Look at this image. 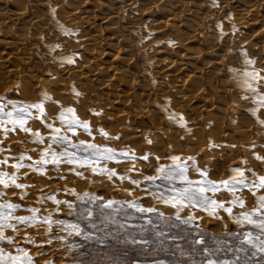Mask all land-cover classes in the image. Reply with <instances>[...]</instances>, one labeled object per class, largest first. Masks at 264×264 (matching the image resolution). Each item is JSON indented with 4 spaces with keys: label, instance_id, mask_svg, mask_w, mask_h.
I'll use <instances>...</instances> for the list:
<instances>
[{
    "label": "rangeland",
    "instance_id": "obj_1",
    "mask_svg": "<svg viewBox=\"0 0 264 264\" xmlns=\"http://www.w3.org/2000/svg\"><path fill=\"white\" fill-rule=\"evenodd\" d=\"M32 4L29 5L31 6V11L41 12L43 14L47 7L44 14L45 16L43 15V17H46L44 18L45 21L43 20L45 22L43 25L47 27H44L46 37L50 34H54L56 36L50 35L48 38H58L57 36H60L59 38L61 41L66 39V44L70 42L72 45L70 47V44L66 45L64 41L63 44L65 45H62V47L50 40V42H38L39 45L35 43L30 46L34 56L36 55L35 59L38 62H40L39 59H41V63L43 61L45 62L43 64H46V66L42 65L39 67L40 72H38V78H41L39 80L23 78L24 81H26L24 82L13 76L6 77L0 72V103L7 105L6 111L12 110V103L18 106L43 103L45 122L47 124H53V126L57 128L61 126L58 119L60 112H66L68 108L73 107L75 110V118L80 121L88 122L91 135L80 127L77 129L74 136L72 133H68L71 137V143L79 144V141L83 140L95 143L101 148H110L114 150L116 153L115 158L112 160L101 159L98 163L94 161L93 166L98 169H115L116 175L109 179L107 175H102L99 171L94 173L91 166L83 164L74 166L64 162L60 163L58 166H54L51 161V154L48 156L49 163L45 165L42 171L29 168L28 165L40 159V153L51 143L49 138L53 135L51 130L45 126V123L41 122L39 118L40 113L37 109H29L33 118L28 119L27 127L31 128L33 131H39L40 135L44 138L42 143H33L32 141L35 140V137L32 136L31 133L23 132L18 127L13 131L11 130L12 126L8 124L6 127L9 131L5 132L4 126H0V148L5 149V151L0 152V159L9 157L8 163L0 166V171L7 172L10 176L15 175L18 177L17 183L27 185V187L23 189L16 188L10 182L8 187L0 185V204H19L20 207L14 210V215L17 216L30 215L31 213L26 211V209H37V224L29 225L28 227L20 225L18 231L15 233L11 230H7L6 234L14 237L13 244H18L24 249L33 258L34 264H172L163 259H150V256L156 254L153 249H151L150 245L153 247H164L174 245L173 242L182 241L185 242L186 248L189 250L187 253L183 254L185 259H183L182 262L189 261L198 264V261L195 260L198 254L194 251L189 236L196 235L197 241L202 240L209 242V246L210 244H216L215 246L211 245L209 249L218 250L215 239L211 238L210 235L224 233L233 228L234 233L232 238L227 242V250L231 251L235 256V260L222 258L220 261H217L212 257L209 259L216 260L218 264H223L224 261H228L230 264L231 262L237 264L236 260H240V257L244 255L246 251H252L256 258L264 256V251L260 250L259 241L254 239L253 243L250 244L245 239L247 234H251L253 238L259 235L260 230L254 225L246 221L237 223L222 209L217 210L216 217H213L209 212H205L203 209L184 207L179 212L180 218L177 219L176 209L173 208L171 204L166 205L162 200L157 198L163 194L166 199H171L172 193L170 189L173 185L166 180L157 179L156 185H159V187L153 186L148 188L149 182L145 181V177L158 175L157 167L159 164L164 166L180 164L182 167L187 165V175L189 179L192 181L200 180V172L191 168L193 160H190V157L194 158V163L198 169L206 172L207 179L215 182L231 180L233 178H236L238 181L240 175L236 169H239L240 172L243 173L248 183H251L253 179V172H255L257 176L264 175V160H258L256 158L257 155L264 157V104L260 102V98L264 96V71L260 68L263 59H260L262 56L259 52H255L258 54L256 56L253 52L251 53L246 48L242 47V39L237 36L238 34L235 29L236 22L229 16L230 12L224 9L220 15H217L218 17L212 18L213 20H209L208 18L210 16L208 17L207 15V17L205 16L204 23L207 26L205 27L206 31L208 30V34H213L217 42H224V45H222L224 49L221 52V57L224 62L226 61V65L223 66L225 68H220V81H218V84L223 81V83H221L223 86H221L225 89L223 88V92L220 95V103L225 106L229 101L232 102V99L236 98L234 100H238L239 102H237L238 104L240 103L239 106H241V108H238L237 113L230 114L229 116L225 115L223 117V119L227 121H225L227 124H217L214 122V119H211V116H209H214L215 114L213 112L205 111L209 115L203 113L198 117L193 113L186 112L183 107L178 108L175 106L173 102H171L172 100L176 101L173 95L161 94L157 88L155 89V85L156 87L159 85L158 80L152 72L154 71L153 68L155 64L152 56L153 53L150 52L149 49L161 46L165 49L173 48L172 50H174L175 47L174 39L170 38L172 36L165 37V39L155 37V34L147 27V23L152 17L146 16L141 22L144 26L142 24L139 25L134 36L137 37L136 40L139 41V44L151 40L149 42V49L148 47H143L145 50L143 48L137 49V51L135 50L130 57L132 60V62L131 60L130 62L139 68L136 70L137 68H135V65L131 66L132 70L136 71V79L138 81L140 80L139 82L141 84H145L144 86L146 88H148V86L151 87L150 89H152L153 86L154 88L151 91L149 89L147 96H143L142 98L144 104L148 108L145 107L148 112L146 115L147 117L144 115L143 118H140L141 122L137 121V125L131 118L128 121L130 116H125L123 119L119 116L122 110L128 109L125 104L126 102L123 100L127 95L126 90L128 84H125V82L122 84L121 82L120 85V82H116L115 87H113V84L112 89L110 87L109 89L103 88V90H97V83L109 78L108 75L110 72L106 69L107 72L105 70H103L104 73L101 71L102 76L100 75V77L94 81L85 82L82 86L73 85V83L77 81L76 77L69 79L68 82L65 81L63 84L59 81V84L62 85H58V83L56 85V82L49 83V81H52L49 79H52V76L56 73L67 67H73L75 64H81L83 59H81L82 57L80 55L82 54V56L86 57L89 52L85 53V50L81 49L79 42H76L77 40H81L82 34L80 31L75 28L71 29L70 26L66 24L65 26L62 25L63 22L59 20L58 12V14L55 12L53 13L51 8L46 5ZM204 4L206 13L210 10L212 13L220 9L219 3L216 2V0H205ZM213 7L215 8L214 11ZM37 9L38 11H36ZM129 13L132 14V11L130 10ZM61 22L62 24H60ZM249 29L250 30L247 31L248 34L255 28L250 27ZM66 32L68 34H66ZM184 33L187 32L184 31ZM235 33L237 34L236 36ZM140 35L142 37H138ZM77 37L80 38L78 39ZM167 38L170 39L167 40ZM240 39L241 41H239ZM160 40L165 42L162 44ZM229 41L232 43L230 44ZM74 42L77 44L75 45ZM256 43L261 48V43ZM198 46V44L193 43V45L189 47H191L190 49H195ZM228 46L233 48L229 50L230 48ZM226 49H228V52L231 51L229 52L230 56H226L228 54ZM262 49L264 48L262 47ZM33 50L37 54H35ZM225 52L226 54H224ZM37 56H39V58ZM69 57L74 61L71 64L67 62ZM203 59L204 60H199L200 63L196 62L193 65L199 68L203 65L201 62L203 63V61H205V58ZM207 59L208 58H206V60ZM249 61H251V63H249ZM12 62L15 64L11 63V67L19 65V60ZM41 63L39 64L41 65ZM148 67L152 70L150 68L148 69ZM54 71L57 72L54 73ZM253 76L256 78L253 79ZM205 78L203 79L204 81L208 80ZM73 79H75V81ZM184 79L185 76H181L172 84L182 83ZM69 81L73 83H69ZM45 82L47 84H45ZM156 82L157 84H155ZM169 83L170 82H165L163 85ZM43 85L47 88H44ZM188 85L189 88L195 87L193 82H188ZM215 85L218 86L217 81ZM249 85H251V87H249ZM55 91H61V93L63 92L65 95L62 93L60 95L63 96H58L55 94ZM76 93H79V95ZM117 94L118 96L116 97L115 95ZM19 95L22 98H20ZM136 95L137 96H133L132 99H138L139 94ZM46 96L49 99L46 100ZM113 98L118 101L115 104H111L109 107L108 102ZM66 115L71 119L73 114L66 113ZM220 116L222 117L223 115ZM126 117L128 118L125 119ZM240 117L243 118L242 122L245 121L244 124H248L249 127L253 129L246 132L247 135L245 132L241 134V132L237 131L239 128L235 129V126L239 125L237 122L238 120H235ZM242 118H240V120ZM4 119H7V117H4ZM181 120H183L184 126H181ZM194 121H198L197 123L202 127L196 130V132L195 129L190 130L192 124L196 123ZM101 130L107 133V135H102ZM197 143L200 146H198ZM51 148L52 151L56 153L62 151L56 144H51ZM69 151L76 150L69 148ZM21 154H24L25 157H31V159L29 160L26 158L23 162L25 166L17 170L12 167V164L17 162L16 158ZM123 154H127V157ZM78 155L83 156L84 154L80 152ZM146 155L148 159H142V157ZM133 156H135L136 159H132L131 157ZM172 157H176L177 159L173 160ZM157 158H159V164ZM61 159L64 158L62 157ZM209 162L210 164H208ZM214 162L215 164H213ZM77 172L82 173V175H76ZM120 175H126L130 179L121 180L119 179ZM131 180H139L141 183L137 186L132 184ZM183 186V182L180 180L175 181V187L177 189ZM21 193L24 194L23 199L20 198ZM49 195L54 196L55 200H67L77 206L73 211V209H70L66 204L57 206L51 199H41ZM206 195L217 201H223L225 204H228L232 199V193L224 187L215 194L209 191ZM236 195L244 201V207L241 208L239 204L233 206L232 211L234 217L241 212L252 213L253 210L258 207L257 197L264 195V190H258L253 194L248 188L238 187ZM92 196H96L99 199L93 202L90 199ZM77 197H82V199L78 200ZM109 200L116 203L111 207H103L102 205L106 204ZM133 200L138 201L139 207L145 209L152 207L156 211L141 213L138 211L137 207L129 206V203ZM209 207H211V205H209ZM3 211L7 214L11 210L5 208ZM88 211H92L93 215L91 217L87 216ZM70 212H73V214L69 215ZM188 216H192L194 219L192 222L185 223L184 220ZM45 218L53 221L50 229L45 222ZM255 218L260 220L264 217L261 216L260 212H257ZM60 220L65 221V224L60 225L55 223V221ZM93 224L95 227H92ZM71 225H79L80 234H76L75 231H72ZM65 228L69 230H62ZM70 231L72 234H69ZM25 237L31 239L32 243H26ZM141 240L146 241V243H140ZM133 241L136 242L134 243ZM3 246L12 251L13 254H16L15 248L11 245L5 243ZM175 246L180 248L177 244ZM177 264L181 263L179 262Z\"/></svg>",
    "mask_w": 264,
    "mask_h": 264
},
{
    "label": "bare ground",
    "instance_id": "obj_2",
    "mask_svg": "<svg viewBox=\"0 0 264 264\" xmlns=\"http://www.w3.org/2000/svg\"><path fill=\"white\" fill-rule=\"evenodd\" d=\"M204 2L205 0H0V72L6 77L13 76L14 78H17L20 81H24L23 78H28L32 80L33 79L39 80L41 78V77L38 78L39 77L38 72H40L39 67L42 65L46 66V64H43L45 63L43 61L41 63V59H39L40 62H38L35 59L36 55L34 56L30 46H32L35 43L37 45L38 42H48V41L50 42V40L52 42H56L55 43L56 45L62 46L65 45L67 41L65 39L64 40L65 44H63L64 41L63 40L61 41V39L59 38L60 36H57L58 38H52V37L48 38L50 35H54V34H50L48 37H46V34L44 33L45 25H43L45 23L44 18L46 17H43V15L45 14V10L47 9L46 6H49L52 12L53 10H55L54 11L55 13L57 12L59 13V17L57 15L58 13L56 15L58 18H60L59 20L63 22V24L62 22L60 24L64 26L66 24L70 26L71 29L75 28L76 30L80 31V33L82 34L81 40L80 41L77 40L76 42L77 43L79 42V44L81 45V49H84L85 53L89 52L87 53L86 57L82 56V54L80 55L82 57L81 59H83L82 60L83 62L81 64L78 65L75 64V66L69 68L67 67L66 69L58 73H56L57 71L56 72L54 71V73L56 74L52 76V79H49L52 80L49 81V83L56 82V85L57 83L58 85H62L65 81L68 82L69 79L76 77L77 81L73 79L75 83L70 82L72 80H70L69 83H73V85L75 84L82 86L83 83L94 81L97 78H99L100 75L102 76L101 71L103 72V70L106 69L111 74L109 73L108 79H104V81L98 82L97 83L98 86L95 85L97 90L98 89L103 90V88L109 89L110 87L112 89L113 87H115L116 82L117 83L120 82V85L121 82L122 84L123 82H125V84H128V88L126 90L127 95L125 94L126 98L123 99L126 102L125 104L128 109L122 110L120 115L119 113L118 115L122 117V119L125 116H130L128 121L131 118L133 122H136L138 125V122H141L140 118L141 117L143 118L144 115L145 116L147 115L148 108L144 104L142 98L143 96H147V94L149 93V89L151 87L148 86V88H146L144 86L145 84L144 85L141 84L139 82L140 80L138 81L136 79V71H133L131 67L134 66L135 64L134 65L131 64L132 60L130 59V57L135 50L137 51V49L143 47L145 48L148 47L149 49L150 46L149 42L151 40L150 41L148 40L143 44L142 43L139 44L138 43L139 41L136 40L137 37L134 36V33L136 32V30H138L139 25L142 24L141 22L144 20L146 16H148V17H152L150 21L147 23L148 29H150L151 32L155 34V37L159 39H165V37L172 36L170 38L174 39V47H175L174 50H172L173 48L165 49L164 47L161 46L160 47L158 46L154 49L153 48L149 49L150 52L153 53L152 56L155 64L153 68L154 71L152 72L155 78L158 80V85H159L157 87L155 85V89L157 88V90L161 94H167V95L170 94V96L173 95L177 102L174 100H172L171 102H173V104L178 108L183 107L186 112H190L191 114L193 113L198 117L199 115L206 113L205 111H211L215 114L214 116L209 115L207 113L206 115L211 116V119H214V122H216L217 124L220 123L223 124L226 121L223 119V117L225 115L229 116L230 114H236L238 108L239 107L241 108V106H239L240 103L238 104L239 102L238 100L236 101L234 100L236 98L232 99V102L230 101L228 103L226 102L227 104L225 106H223L222 103H220V99H221L220 95L223 92V88H224L222 87L223 85L221 84L223 83L222 81L223 79L221 80L222 82L218 84L219 83L218 81H220L219 79L220 70H221L220 68L226 65L225 64L226 61L224 62L223 58L221 57L222 55L221 52L224 49L222 48L224 42L223 41L217 42L216 39H214L213 34L211 35L210 33L209 34L207 33L208 31V30L206 31L207 26L204 23L205 16L206 17L207 15L208 17L210 16L208 18L210 20L212 18H215L217 15H220L224 9L226 11L228 10L230 12L229 13L230 15L229 14L228 15L231 16V19H233L236 22L235 29L238 35L235 33V36L237 35L242 39V47L246 48L249 52L251 53L253 52L254 54L259 52L261 54L262 58L260 57V59L263 60L261 61L260 68L262 69V71H264V49H262V47L264 48V0H216V2L219 3L218 5L220 9L216 11L215 8L213 7L214 8L213 11L214 10L215 11L212 13L210 12L211 10L207 11V13L205 12L204 5L206 3L204 4ZM32 3H35V5L36 4L46 5L43 6L46 7L44 10V14L41 12L31 11L32 9L30 8L31 6L29 5H31ZM130 10L132 11V14L129 13ZM36 11H38V9ZM208 13L211 14L209 15ZM250 27L255 29H253L251 32H249L250 34H248L247 31L250 30L249 29ZM184 31L187 33H184ZM138 37H142V36L140 35ZM169 39L167 38V40ZM241 39L239 41H241ZM231 41H229L230 44L232 43ZM254 41L261 43V48ZM77 43H75V45ZM190 43L191 45L195 43L198 44L199 46L195 49H190L191 48L189 47L191 46ZM69 44L71 47L72 44L70 42ZM231 48L229 50H231ZM226 51L228 53L226 56H230L229 52L231 51L228 52V49H226ZM34 53L37 54L35 51ZM224 54H226V52ZM257 55L258 54H256V56ZM37 57L39 58V56ZM203 58H205V61H203V63L201 62V64L203 65L201 66L199 65L200 66L199 68L193 65L196 62H199V60L201 59L204 60ZM206 58H208L209 60L208 59L206 60ZM16 60H19L18 62L19 65L15 67L13 66L11 67V63L15 64L12 61H16ZM39 63H41V65ZM135 68H137L136 70L139 69L138 67H136V65ZM149 68L150 67H148V69ZM181 76H185V79L182 81V83L173 85L172 83H174V81L180 78ZM204 78L208 80L204 81L203 80ZM59 81L62 82V84H59ZM216 81L218 86L215 85ZM165 82H170V83L167 85H163L165 84ZM188 82H193L195 87L189 88ZM45 84L47 83L45 82ZM155 84H157V82ZM45 87L46 86H44V88ZM152 89H150V91ZM61 91H55V94L58 96H63L60 95L63 93V92L61 93ZM118 94L115 96L117 97ZM136 94H139L138 99L137 98L132 99L133 96H137ZM115 98H113L108 102L109 107L111 104H115L118 101ZM220 115L223 116L221 117ZM127 118L128 117H126L125 119ZM240 118L235 120V121L238 120L237 122L239 123V125L237 126H235L236 124L234 125L236 127L235 129L239 128V130L237 131L241 132V134L242 132H245L246 134V132L253 130L252 128L249 127L248 124H244L245 121L242 122L243 118L241 120ZM197 122L194 124L191 123L192 128H190L191 127L190 124L189 127L190 130L195 129L196 132V130L202 128ZM198 146L200 145L198 144ZM208 164H210V162ZM213 164H215V162Z\"/></svg>",
    "mask_w": 264,
    "mask_h": 264
},
{
    "label": "snow or ice",
    "instance_id": "obj_3",
    "mask_svg": "<svg viewBox=\"0 0 264 264\" xmlns=\"http://www.w3.org/2000/svg\"><path fill=\"white\" fill-rule=\"evenodd\" d=\"M55 10H53L54 12ZM218 27H221L220 25H217ZM66 34H68L66 32ZM67 62L69 64L73 63V59L69 57L67 59ZM251 63V61H249ZM256 77L253 76V79ZM251 87V85H249ZM79 95V93H76ZM45 99H49L47 96ZM261 104H264V96L260 98ZM7 105L4 103H0V126H4V131L7 132L9 129L6 127V125L10 124L12 126L11 130H16L17 127L22 130L25 133H31L32 136L35 137V140H33V143H42L44 138L40 135L39 131H33L31 128L27 127L28 119L33 118L31 112L29 109H37L40 113V119L42 123H45V126L51 130L53 135L50 136V144L45 148L43 152L40 153V159L35 161L33 164L28 165L29 168H34L36 170L42 171L49 163L48 156L51 154V161L54 166H58L60 163H68L72 164L74 166L78 165H86L91 166L92 171L94 173L98 172L102 175H107L109 179L114 177L116 175L115 169H98L97 167L93 166V162H99L101 159L103 160H112L115 158L116 153L114 150L110 148H101L100 146L96 145L95 143L86 142V141H79V144L71 143V137L68 135V133H72L74 136L76 134V131L78 128L82 127L85 132H87L89 135H91V129L88 125L87 121H80L79 119L75 118V110L73 108H68L65 111L60 112L58 119L60 121V127H54L53 124H47L45 122V112L43 108V103H37L33 105H23L18 106L15 103H12L11 105V111H6ZM66 113H71L72 118L69 119ZM4 117H7V119H4ZM181 126H184L183 121L181 120ZM102 135H107V133H104L103 130H101ZM51 144H56L59 146L62 151L59 153H56L52 151ZM69 148L75 149L76 151H69ZM5 151V149L0 148V152ZM82 152L84 155H78V153ZM125 157H127V154H123ZM64 159H61V158ZM31 159V157H25L24 154H21L17 159V162L12 164V167L15 169H20L21 167H24V160L25 159ZM132 159H136L135 156L131 157ZM258 160H264V157L256 156ZM142 159L147 160V155L142 157ZM173 160H176V157H172ZM190 160H193V163L191 164V168L193 170H196L200 172L201 179L198 181H192L189 179L187 172H188V166H181L180 164L175 165H169L164 166L162 164H159V158H157V162L159 166L157 167V176H148L145 177V181H148V188H151L153 186L159 187V185H156L157 179L160 180H166L170 184L173 185V187L170 189L172 196L171 199H166L163 194L158 196L157 198L159 200H162L164 204L169 205L176 209V215L177 219L180 218L179 212L184 207H196L203 209L205 212H209L210 215L213 217H216L217 210L222 209L224 212H226L230 218H233L237 223H243L247 222L249 224L254 225L256 228L260 230V233L257 237L253 238L251 234H247L245 236V239L248 243L252 244L253 240L259 241L260 250L264 251V218H261L260 220H257L256 213L260 212L261 216L264 217V195L257 197V203L258 207L253 210L252 213L247 212H241L237 216H233L232 208L233 206L239 204L241 208L244 207V201L236 195L237 188H248L249 191L253 192L255 194L258 190H264V175L257 176L255 172L252 173L253 179L251 183L247 182V178L243 176V173L240 172L239 169H236V171L240 175V179L237 181L236 178H233L231 180H225L220 182H215L212 180L207 179V174L205 171L200 170L197 168L196 164L194 163V158L190 157ZM9 161V157H4L3 159H0V166L7 164ZM72 170V169H70ZM127 171V170H126ZM76 175L81 176L82 173L77 172ZM18 177L15 175H9L7 172L0 171V185H4L5 187H8L9 182L14 185L16 188L23 189L27 187V185L19 184L17 183ZM119 179H130L126 175H120ZM180 180L183 182V187L176 188L175 187V181ZM131 183L134 185L139 186L141 181L139 180H131ZM224 187L228 191L232 193V199L228 202V204H225L223 201H217L215 199H212L211 197L207 196V192H212L215 194L216 192L220 191L221 188ZM147 190V189H146ZM87 195V194H85ZM24 194H20V198L23 199ZM41 199H51L53 200L57 206L60 204H66L70 209L75 210V207L77 205H74L73 203L65 200V201H59L55 200V197L52 195H49L47 197H42ZM77 199H82V197H77ZM90 199L95 202L99 198L96 196L90 197ZM114 203V201L109 200L106 204H103V207H111ZM211 205V207H209ZM231 205V206H229ZM130 207H137L138 211L141 213L143 212H154L156 211L154 208L149 207L147 209L143 207L138 206V201L133 200L129 203ZM19 204H0V264H34L33 258L24 250L22 249L18 244H13L14 237L9 236L6 234L7 230H11L13 233L17 232L20 225H23L24 227H28L29 225H35L38 223L36 212L37 209L30 208L26 209V211L30 212V215H24V216H17L14 215V210L19 208ZM5 208L11 210L7 214L3 211ZM73 212H70L69 215H72ZM82 215V213H81ZM93 215L92 211L87 212V216L91 217ZM194 217L188 216L185 218L184 222L189 223L192 222ZM45 222L48 225V228H51V224L53 221L49 220L48 218H45ZM55 223L63 225L65 224V221H55ZM92 227H95L93 224ZM72 231H75L76 234H80L79 232V225H71ZM65 231H68L69 229L65 228L62 229ZM69 234H72L70 231ZM26 243H32V240L25 237ZM134 243L136 241H133ZM7 243L8 245H11L13 248H15V253L13 254L12 251L6 249L3 245ZM50 243V241H49ZM140 243H146V241L141 240ZM197 243H203V241H197ZM216 249H209L205 248V252L211 256L215 254ZM206 264H218L216 260L213 259H207ZM223 264H230L228 261H224ZM231 264H234V262H231Z\"/></svg>",
    "mask_w": 264,
    "mask_h": 264
},
{
    "label": "trees",
    "instance_id": "obj_4",
    "mask_svg": "<svg viewBox=\"0 0 264 264\" xmlns=\"http://www.w3.org/2000/svg\"><path fill=\"white\" fill-rule=\"evenodd\" d=\"M234 233V229H230L227 232L224 233H218V234H212L210 235L211 238H214L217 245L218 250L215 251L214 255L209 256L205 252V248H209L212 246H215L216 244H210L209 242L203 241V243H197V236L196 235H190L189 240L192 241V246L194 247V251L198 254V257L195 258V260L198 261V264H205L206 260L209 258H215L217 261H220L222 258H230L235 260V256L231 253V251L227 250V242L229 239L232 238ZM208 243V244H207ZM174 245L172 246H151V249H153L154 253H156L154 256H150V259H163L165 261L171 262L172 264H195L193 262H182L183 259H185L183 256L184 253H187L189 250L186 248L185 242H173ZM179 245L180 248H177L175 245ZM162 251V252H161ZM163 254H161V253ZM191 259V258H190ZM194 260V261H195ZM237 264H264V256L256 258L254 253L252 251H246L244 252V255L240 257V260H236Z\"/></svg>",
    "mask_w": 264,
    "mask_h": 264
}]
</instances>
